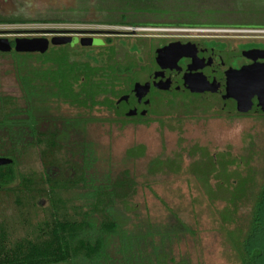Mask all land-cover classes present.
Wrapping results in <instances>:
<instances>
[{"label": "rangeland", "instance_id": "rangeland-1", "mask_svg": "<svg viewBox=\"0 0 264 264\" xmlns=\"http://www.w3.org/2000/svg\"><path fill=\"white\" fill-rule=\"evenodd\" d=\"M0 15L37 21L0 25V38L49 39L50 36L56 38L76 33L86 39L101 41V44L80 53L81 56L87 53L96 55L106 46L107 38L112 40L111 45H116L117 39H123L128 44L137 38L149 40L148 47L138 50L134 59L139 61L136 72L140 75L138 81L142 82L148 80L155 70L154 54L164 41L189 40L196 36L217 37L226 44V59L236 54L234 51L239 44L264 45V28L203 27L253 23L264 27V0H0ZM123 16L127 17V21L154 25L196 23L199 26L132 28L98 24L106 20L122 21ZM92 32L96 34H88ZM74 43L69 41L66 44L73 46ZM78 47L73 46L74 49ZM90 49L93 51L89 52ZM125 52V49H120L119 57ZM22 63V60L11 56H0V99L12 97L21 108L25 107L18 79V67ZM38 63L32 59L28 69L37 67ZM148 97L151 105L149 113L143 118H118L101 107L83 110L56 100L42 104L41 110L50 115L80 119L81 132L75 139L82 145L78 153L74 152L75 156L68 154L67 159L84 169L92 190L106 187L124 171H128L136 183L135 192L128 201L115 206V212L121 218L120 228L115 236L105 237L104 254L98 258L92 256L93 260L78 259L76 264H127L126 257H131L136 264H158L157 257L161 256L162 250L168 257L162 260L161 256L159 260L162 264H239L219 227L216 212L222 206L216 203L211 206L206 200L203 187L193 174L194 165L202 163L190 153L193 147H199L211 155L229 153L235 158L249 157L259 174L258 182H264V113L238 116L225 108L223 103L211 108L204 105L206 111L201 107L199 110L187 109L182 103L192 101L193 96L189 92L173 98L174 93L152 88ZM170 101L174 103L168 104ZM227 104L231 106V103ZM140 148L143 150L141 156L128 155L130 149L137 152ZM37 149L31 147L27 150L17 172L27 176L43 173ZM69 151L73 152L72 149ZM159 161L170 164L174 171L150 172L157 170L153 164ZM179 167L180 170H175ZM188 167L192 172H188ZM221 167L223 165H217L216 169L222 171L220 173L227 180V168ZM200 171H205V167H200ZM259 190L256 189L254 194L258 195ZM90 192L80 188L65 195L71 199L69 214H74L73 206L79 210L75 215L78 221L81 214L88 210L86 205ZM9 199L0 192V237L4 238L3 234L6 237V250L12 249L23 238L26 227L23 223H13L18 219L15 214H10L14 207ZM40 205L47 208L45 201H41ZM252 205L240 210L248 223ZM44 212L39 211L33 223L41 221ZM93 221L96 230L85 235L91 245L99 236L100 219L95 216ZM256 228L258 233L262 231L261 225ZM120 235L124 238L132 235V248L128 245L131 252L123 250L125 246L121 244ZM260 236L261 241L255 240V244L264 242V234Z\"/></svg>", "mask_w": 264, "mask_h": 264}, {"label": "trees", "instance_id": "trees-1", "mask_svg": "<svg viewBox=\"0 0 264 264\" xmlns=\"http://www.w3.org/2000/svg\"><path fill=\"white\" fill-rule=\"evenodd\" d=\"M35 22L37 21L13 19L0 15V25ZM43 22L45 21L40 23ZM98 24L132 28L199 26L196 23L189 25L139 23L127 21L125 16L122 17V21L106 20ZM232 25L240 29L264 28L255 23ZM117 41L119 44L111 45L112 40L107 38L106 46L94 56L88 53L81 56L80 53L89 48L74 49L72 45L50 46L43 55L16 54L13 51L8 54L0 53V56H11L23 61L18 67V79L25 107H19L9 96L0 99V157L12 161L11 165L0 167V192L4 193L8 199L10 198V203L14 207L11 208L10 214L11 216L15 214L18 221L13 220V223H23L27 227L23 231V238L10 250H6L4 245L5 235H2L4 238L0 237V264H76V261L81 258L93 260L104 254L103 246L107 240L105 237L118 234L121 218L115 212V206L125 204L134 194L136 186L134 179L128 171H124L106 187L92 190L85 177L84 169L78 163L67 159L68 154L78 153L82 145L79 140L75 139V136L81 132L80 119L53 116L41 110L43 103L56 100L83 110L101 107L118 118L124 117L127 104L120 103L118 100L130 94L135 83H143L138 81L140 75L136 72V68L139 66L137 63L139 61H134V59L138 50L148 47L149 40L137 38L129 44L123 39H117ZM211 46L214 45L211 44ZM253 47L264 48V45L248 44L241 48ZM122 48L126 52L119 57ZM217 48L224 49L225 47L220 45ZM32 59L39 63L37 67L32 66L33 69H28L29 61ZM154 68L157 70V65ZM184 92L168 91V93H174L173 98L179 97ZM190 95L193 99L188 103L183 102L184 108L192 107L199 110L201 107L206 111L203 109L204 105L211 108L212 106L219 107L220 103H223L225 108L230 112H236L238 116H246L253 112L263 113L252 108L247 114H239L235 111L236 109L234 110L233 102L231 106L224 105L221 97L217 96L220 94L195 92ZM173 103L174 101H170L168 104ZM31 147L38 148V157L43 170L40 175L33 173L27 176L17 172L25 153ZM70 149L73 152H70ZM137 152L135 149H130L128 155L136 157L143 154L141 148ZM190 156H197V160L202 163L194 165L193 174L203 187L206 200L211 206L215 203L222 206L216 212L219 227L239 264H264V242H260L259 245L254 243L261 241L262 235L260 234H264V182H258L259 174L251 165V158H235L229 153L211 155L206 149L199 147H193ZM169 165L163 161L155 162L153 166L157 170L150 172L155 173L165 169L174 171ZM217 165L227 168L225 173L227 180L223 178L224 174L220 173L222 171L218 172ZM202 166L205 167V171H200ZM180 169V167L175 168V170ZM188 169V172H192L191 167ZM201 175L204 178H201ZM80 188L91 192L87 201L89 203L86 205L88 210L81 214L78 221L75 215L79 213V210L73 206L71 209L74 214L72 216L69 214L68 206L71 199L65 195ZM256 189H260L258 195L254 194ZM41 201L47 202L46 209L41 207ZM249 204H253V210L248 217L250 219L248 223L244 221L247 219L241 216L240 210ZM39 211L44 212V217L41 221L33 223ZM95 216L100 219L97 232L99 236L94 245H91L87 242L85 235L96 230V224L93 223ZM257 225L262 226V231L260 230L259 233ZM121 235V244L125 246L123 250L131 252L128 245L133 243L132 235H128L127 238ZM160 255L162 260L168 258L163 250ZM161 256L157 257L158 264H162L159 260ZM125 259L128 261L127 264H136L132 262L131 257Z\"/></svg>", "mask_w": 264, "mask_h": 264}, {"label": "water", "instance_id": "water-1", "mask_svg": "<svg viewBox=\"0 0 264 264\" xmlns=\"http://www.w3.org/2000/svg\"><path fill=\"white\" fill-rule=\"evenodd\" d=\"M58 35L49 41L46 38L33 39H15L13 46L11 41L6 38H0V53L8 54L11 51L16 54H45L50 46L66 45L69 41H73L69 37H59ZM83 47H91L101 44L96 39H82L80 42ZM155 61L161 72L153 75L154 87L165 91H176L190 93H203L205 91L213 94H220L223 91L225 95L222 100L232 99L235 102L236 111L239 114H247L252 110L253 99H256L257 107L264 113V50L251 49L241 51L240 56L249 63L239 69L228 68L225 71V87L221 82L202 73V70L213 64L216 53L213 49H205L201 42H190L182 44L180 42L171 43L165 47L155 51ZM189 61L185 71H181L178 67L180 60ZM165 71L170 73L165 74ZM214 72L222 71L220 66H214ZM149 83H135L133 91L119 98L120 103L129 104L133 100L134 94H141L139 99L142 106L139 111L141 117L146 116L149 110V101L145 96L149 93ZM137 115L136 109H129L125 113L126 118H132ZM12 161L7 158L0 157V167L11 165Z\"/></svg>", "mask_w": 264, "mask_h": 264}, {"label": "flooded vegetation", "instance_id": "flooded-vegetation-1", "mask_svg": "<svg viewBox=\"0 0 264 264\" xmlns=\"http://www.w3.org/2000/svg\"><path fill=\"white\" fill-rule=\"evenodd\" d=\"M203 27H208V28H211V27H213V28H234L236 26H234V25H226V24H219V25L218 24H215V25H205ZM73 34H75V35H68V36L64 35V36H59V37H69V38H72L73 42H75L74 45H78L80 48H85V49L91 48V47H88V46L87 47L81 46V44H80L81 40L82 39H85V38L82 37L83 35L82 36L81 35L79 36L78 34L76 35V33H73ZM85 34H87V33H85ZM88 34H96V33L95 32H92V33H88ZM52 39H53V36L52 37L50 36L48 40L51 41ZM14 40L15 39H10V41L12 42V44H13V41ZM164 42H162L159 45L160 48L165 47V46H167V45H169L171 43H175V42H180L182 44H187V43H190V42H201L202 45H203V48H205V49H213L214 52L216 53V58H215L213 64H215L214 66H218L219 65L220 68H222V71L214 72L213 71L214 70V66L207 65L202 70V73H204L205 75L214 77L217 80V82H221L222 83V87H225L224 86L225 85V81H224L225 71L228 68L239 69L242 66L247 65L249 63L248 61H246V59H244V58H242L240 56L241 51H246V50H251V49L264 50V48H258V47H253V48H249V49L248 48L247 49H242L241 48L242 46H245V45H248V44H256V43L239 44L236 47L235 51H234L236 54L233 55V56H231V57H229L228 59H226L224 57L225 54H226V51H227L226 50V44H225L224 41H221L220 39H217V37H199V36H196V37H193V38H191L189 40L188 39H186V40L185 39H180V40H174V41H169L168 40V41H164ZM211 44H213L215 47L214 46H211ZM66 45H70V44H66ZM220 45H223L225 48L224 49L217 48ZM256 45H258V44H256ZM73 46H71V47H73ZM234 52H232V53H234ZM238 55L240 56V59H237L239 57ZM236 61H237V64H236ZM258 62L259 63H263L264 61L259 60ZM188 64H189V61H187L185 59H182V60L179 61L178 67H180L181 71H185ZM157 68H158V66H157ZM159 72H161V70L159 68L157 70H154L153 73H152V75L149 77V79L146 80L145 82H143V83H149L150 84L149 93L152 90V88L156 89L154 87L155 80L153 79V75L156 74V73H159ZM168 73H170V72L169 71H165V74L168 75ZM171 92H176V91H171ZM148 94L145 96V98L149 101V108H150L151 101H150V99L148 97ZM224 95H225V92L224 91L222 93H220L219 96L221 97V100H222V98H223ZM140 97H141V94H137V93L134 94V97H133V100L131 101V103L127 104V110H126V112L129 109H131V108L136 109L137 110V115L134 116L136 118H143V117H141L139 115V111H140V108L142 106V102L139 101ZM223 102H224V105L227 104L228 102L229 103H232L233 102L234 103V106H235V102L232 99L224 100ZM252 102H253V107L252 108L254 110L256 109V110L261 111L257 107L256 99H253ZM148 113H149V110H148L147 114Z\"/></svg>", "mask_w": 264, "mask_h": 264}]
</instances>
